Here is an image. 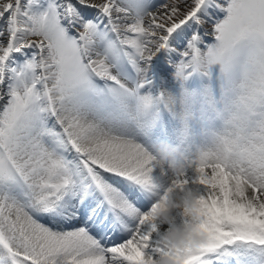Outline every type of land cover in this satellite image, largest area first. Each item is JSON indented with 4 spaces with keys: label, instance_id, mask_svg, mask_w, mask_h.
I'll use <instances>...</instances> for the list:
<instances>
[{
    "label": "snow or ice",
    "instance_id": "obj_1",
    "mask_svg": "<svg viewBox=\"0 0 264 264\" xmlns=\"http://www.w3.org/2000/svg\"><path fill=\"white\" fill-rule=\"evenodd\" d=\"M214 67L222 108L201 94L222 126L157 165L164 112L187 141L184 83ZM185 190L198 219L182 223L203 239L173 252L148 212ZM146 252L264 264V0H0V264H143Z\"/></svg>",
    "mask_w": 264,
    "mask_h": 264
},
{
    "label": "clouds",
    "instance_id": "obj_2",
    "mask_svg": "<svg viewBox=\"0 0 264 264\" xmlns=\"http://www.w3.org/2000/svg\"><path fill=\"white\" fill-rule=\"evenodd\" d=\"M179 146L163 142L155 148V160L157 165L163 167L170 165L172 160L179 156ZM217 154H220L219 147ZM207 175V173H204ZM235 187V186H234ZM241 190L247 191V186L242 185ZM196 193L194 190L173 191L162 196L154 202V207L149 209V222L156 223L162 229V234L170 249L175 252L188 246L194 247L203 239L202 234L191 223H182V218L187 217L190 221L198 219L194 209ZM143 264H177L168 256L146 252L142 257Z\"/></svg>",
    "mask_w": 264,
    "mask_h": 264
},
{
    "label": "bare ground",
    "instance_id": "obj_3",
    "mask_svg": "<svg viewBox=\"0 0 264 264\" xmlns=\"http://www.w3.org/2000/svg\"><path fill=\"white\" fill-rule=\"evenodd\" d=\"M156 1H159L160 2V0H156Z\"/></svg>",
    "mask_w": 264,
    "mask_h": 264
}]
</instances>
